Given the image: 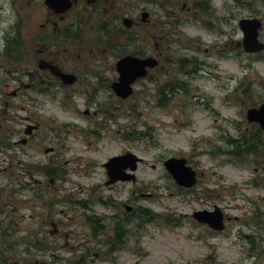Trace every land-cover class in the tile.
<instances>
[{"label": "rangeland", "instance_id": "1", "mask_svg": "<svg viewBox=\"0 0 264 264\" xmlns=\"http://www.w3.org/2000/svg\"><path fill=\"white\" fill-rule=\"evenodd\" d=\"M201 1L199 17L188 21L191 0L179 2L185 6L177 8V34L166 21V8L121 0L122 17L135 20L128 36L136 39L124 49L160 60L127 99L108 87L116 58L110 50L83 53L78 63L85 79L68 97L41 96L36 137L0 154V171L14 172L5 176V185L26 186L11 200L27 202L11 214L19 222L3 229L16 260L51 256L56 264H72L82 263L87 253L83 264H264V155L243 154L232 141L258 136L261 146L252 144L264 149V132L245 116L247 108L264 101V51L247 54L236 46L242 38L237 21L244 16L263 19L264 40V0ZM10 2L0 0L14 22L22 2ZM142 7L149 11L147 22L140 21ZM126 150L142 158L136 182L106 184L103 162ZM170 155L186 157L198 171L192 189L174 183L163 165ZM33 160L41 166L39 183L17 167ZM214 205L230 217L219 233L191 217ZM116 220L124 244L110 251L114 245L106 239L117 243Z\"/></svg>", "mask_w": 264, "mask_h": 264}, {"label": "flooded vegetation", "instance_id": "2", "mask_svg": "<svg viewBox=\"0 0 264 264\" xmlns=\"http://www.w3.org/2000/svg\"><path fill=\"white\" fill-rule=\"evenodd\" d=\"M43 1L22 0L23 13L26 16L38 13V16H44V22L19 28L10 27L9 23L0 25V138L4 137L2 133L7 129L8 121L16 123L18 119L27 121V124L36 123L34 109L37 105V96L41 94L42 84L45 83L47 88H50L53 83H62L52 69L58 70L59 67L64 72H72L70 66L74 50L73 18L76 16L77 19H81L80 13L84 5L80 0H74L72 7L64 12H58L43 5ZM99 2L113 4L115 9L117 0H97L92 5L96 6ZM36 3L40 7L31 8ZM92 5L88 8H92ZM76 8L80 9L77 14ZM8 17L5 15L6 19ZM40 60L47 61L48 65L42 66ZM36 129H33L27 138L20 140L23 142L30 140L35 136ZM8 199L7 187L0 173V264H25L27 262L16 260V257L9 255L5 243L6 234L3 227L9 216L6 209ZM10 257L14 259L11 260ZM33 262L54 264L51 258L46 260L38 257Z\"/></svg>", "mask_w": 264, "mask_h": 264}, {"label": "water", "instance_id": "3", "mask_svg": "<svg viewBox=\"0 0 264 264\" xmlns=\"http://www.w3.org/2000/svg\"><path fill=\"white\" fill-rule=\"evenodd\" d=\"M146 15V13H143V18ZM124 21L126 25H130L131 23L128 19H125ZM238 24L244 33L243 45L246 50L258 51L264 48V43L260 42L257 38L258 28L261 26L259 19L242 18L239 20ZM155 64L156 60L151 57L141 59L134 56H126L120 59L117 63L120 72L119 81L113 84L116 92L123 97L127 96L131 92L130 83L138 76L146 73L145 66H153ZM247 117L250 121H258L264 128V103L259 107L248 109ZM137 160L138 158L131 153L110 158L105 165L108 168V174L111 177V180L134 179V175L125 174L122 168L129 165L134 169ZM185 162L186 160L184 158L171 157L165 161V165L178 183L190 186L195 182V172L189 166H186ZM194 216L199 220L209 222L215 228L222 227V216L218 209L214 212L199 211L196 212Z\"/></svg>", "mask_w": 264, "mask_h": 264}, {"label": "trees", "instance_id": "4", "mask_svg": "<svg viewBox=\"0 0 264 264\" xmlns=\"http://www.w3.org/2000/svg\"><path fill=\"white\" fill-rule=\"evenodd\" d=\"M248 151V150H247Z\"/></svg>", "mask_w": 264, "mask_h": 264}]
</instances>
